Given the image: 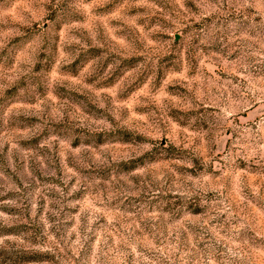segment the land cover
I'll return each instance as SVG.
<instances>
[{
  "label": "rangeland",
  "instance_id": "rangeland-1",
  "mask_svg": "<svg viewBox=\"0 0 264 264\" xmlns=\"http://www.w3.org/2000/svg\"><path fill=\"white\" fill-rule=\"evenodd\" d=\"M0 264H264V0H0Z\"/></svg>",
  "mask_w": 264,
  "mask_h": 264
}]
</instances>
